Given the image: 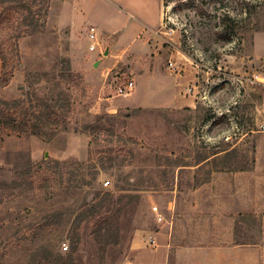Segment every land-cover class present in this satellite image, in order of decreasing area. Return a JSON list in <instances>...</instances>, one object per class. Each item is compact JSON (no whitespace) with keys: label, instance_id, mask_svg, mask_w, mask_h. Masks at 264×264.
I'll list each match as a JSON object with an SVG mask.
<instances>
[{"label":"rangeland","instance_id":"1","mask_svg":"<svg viewBox=\"0 0 264 264\" xmlns=\"http://www.w3.org/2000/svg\"><path fill=\"white\" fill-rule=\"evenodd\" d=\"M98 1L73 13V0H0V264H171L185 247L263 245L264 60L253 42L264 0H165L153 38L171 77L161 84L120 65L104 81L87 76L99 60L90 27L101 49L124 25ZM129 80L132 97L117 96ZM106 192L111 214L75 209ZM250 197L259 213H238Z\"/></svg>","mask_w":264,"mask_h":264},{"label":"crops","instance_id":"2","mask_svg":"<svg viewBox=\"0 0 264 264\" xmlns=\"http://www.w3.org/2000/svg\"><path fill=\"white\" fill-rule=\"evenodd\" d=\"M104 1L109 5V12L119 16V18L124 21V25L122 24V29L116 34H113L112 38L110 37L108 45H104L103 48L98 49L99 60L97 62H99V65L95 67V70H88L87 76L95 78L96 81H104V79L110 75L111 71L120 65L122 67L128 66V70L134 74L135 78L141 75H149L155 77L156 83L158 84L169 81L171 77H165L163 74L164 58L160 55L161 48L156 49L153 45L154 35L163 23L165 0ZM82 2L83 4H93L99 1L73 0L71 5L73 10H71V8L67 9H70V11L74 13L77 6ZM106 34L110 35L108 32ZM128 37L130 38L126 43L121 41L123 38ZM253 47L254 57L264 60V32L257 33L254 36ZM106 52H108V55H105ZM175 91V87L174 91L168 88L163 94L165 98H168L173 96ZM130 97H132V95ZM137 102L138 98L135 97L133 104L120 107L133 109L137 107V105H135ZM260 181H263L261 184L264 188V180ZM236 198L235 196V199ZM249 201L250 202L235 203L236 208L240 209L238 213H259L258 202L254 201L251 197ZM234 202H236V200H234ZM260 205L264 207V203H260ZM158 235L159 234L156 233V240H158ZM199 256L205 259L197 260L196 258H199ZM173 262L174 263L171 264H264V244L258 245L256 243L239 242L230 245L205 244V249L185 247L179 249L175 253Z\"/></svg>","mask_w":264,"mask_h":264},{"label":"trees","instance_id":"3","mask_svg":"<svg viewBox=\"0 0 264 264\" xmlns=\"http://www.w3.org/2000/svg\"><path fill=\"white\" fill-rule=\"evenodd\" d=\"M4 1L6 2V1H12V0H4ZM31 16L33 19L32 13H31ZM29 19L30 18H25V21H28ZM38 28H39V26H37V28H35L34 32H37ZM3 67H4V70H3L2 76H0V81H2V80L4 81L3 76L6 75V71H5L6 70V63L4 61H3ZM43 75L47 76V74H43ZM6 81L8 82V80H6ZM10 127L13 128L16 133L18 132L21 135L24 134V131H25L24 128L23 127L19 128L20 127L19 124L17 126H15V121H13L11 123ZM83 179H85V178L83 177ZM126 179L124 180L125 182H126ZM89 193L91 194V192H89ZM89 193H86V195H84L81 199L76 201L75 209H79V208L81 209L82 208L81 213L85 214L87 219H89V217L91 218V217L99 216L100 214L108 215V214L112 213L113 206L116 204L115 198H114L112 192H106L102 196H101V194H96L94 196V200L91 203L87 202L88 198L90 197V196H88V195H90ZM75 209H74V211H75Z\"/></svg>","mask_w":264,"mask_h":264},{"label":"built area","instance_id":"4","mask_svg":"<svg viewBox=\"0 0 264 264\" xmlns=\"http://www.w3.org/2000/svg\"><path fill=\"white\" fill-rule=\"evenodd\" d=\"M87 39L89 41V47H88L89 51H96L101 47V37L95 27H90L89 32L87 34ZM169 68L172 71H175L176 63L171 60L169 62ZM135 88H136V83L133 80H129L117 88V96L128 98L132 95ZM109 185H111L110 181H107L104 183L105 187H108ZM153 210L155 213H158V207L155 206ZM150 244L153 248H156L158 246L157 240L155 238H151ZM63 249L65 251L68 250V247L66 246V244H64Z\"/></svg>","mask_w":264,"mask_h":264},{"label":"water","instance_id":"5","mask_svg":"<svg viewBox=\"0 0 264 264\" xmlns=\"http://www.w3.org/2000/svg\"><path fill=\"white\" fill-rule=\"evenodd\" d=\"M105 55H108V52H106ZM98 65H99V62H97V63L95 64V67H97Z\"/></svg>","mask_w":264,"mask_h":264}]
</instances>
